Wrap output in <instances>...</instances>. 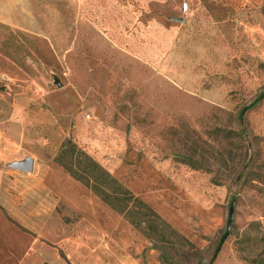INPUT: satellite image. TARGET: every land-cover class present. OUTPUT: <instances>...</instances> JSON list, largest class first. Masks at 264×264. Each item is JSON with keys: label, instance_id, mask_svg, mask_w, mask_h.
Returning a JSON list of instances; mask_svg holds the SVG:
<instances>
[{"label": "rangeland", "instance_id": "1", "mask_svg": "<svg viewBox=\"0 0 264 264\" xmlns=\"http://www.w3.org/2000/svg\"><path fill=\"white\" fill-rule=\"evenodd\" d=\"M0 10V217L27 237L24 264H161L54 163L66 139L200 264H264V100L252 105L264 91V0H0ZM26 158L30 172L11 168Z\"/></svg>", "mask_w": 264, "mask_h": 264}, {"label": "trees", "instance_id": "2", "mask_svg": "<svg viewBox=\"0 0 264 264\" xmlns=\"http://www.w3.org/2000/svg\"><path fill=\"white\" fill-rule=\"evenodd\" d=\"M264 100V91L252 105ZM190 162L189 157H179ZM54 163L64 173L91 192L111 211L122 217L136 232L158 252L161 264H200L195 247L181 236L169 223L129 190L122 182L99 164L71 139H66L54 157ZM178 253V261L173 256ZM190 259H192L190 261Z\"/></svg>", "mask_w": 264, "mask_h": 264}, {"label": "crops", "instance_id": "3", "mask_svg": "<svg viewBox=\"0 0 264 264\" xmlns=\"http://www.w3.org/2000/svg\"><path fill=\"white\" fill-rule=\"evenodd\" d=\"M5 11L0 10V22H6ZM26 236L0 217V264H24L30 248L22 246Z\"/></svg>", "mask_w": 264, "mask_h": 264}, {"label": "water", "instance_id": "4", "mask_svg": "<svg viewBox=\"0 0 264 264\" xmlns=\"http://www.w3.org/2000/svg\"><path fill=\"white\" fill-rule=\"evenodd\" d=\"M175 20H177L178 22H182V19H175ZM11 168L28 173L33 168V161L29 158H26L22 161H17V162L12 163ZM232 219H233V205H231V207L229 208V212H228L227 230L230 229V226L232 224ZM222 242H223V239L221 240L216 252L221 247Z\"/></svg>", "mask_w": 264, "mask_h": 264}, {"label": "built area", "instance_id": "5", "mask_svg": "<svg viewBox=\"0 0 264 264\" xmlns=\"http://www.w3.org/2000/svg\"><path fill=\"white\" fill-rule=\"evenodd\" d=\"M182 9H183V11L185 12V11L187 10V6L184 5Z\"/></svg>", "mask_w": 264, "mask_h": 264}]
</instances>
